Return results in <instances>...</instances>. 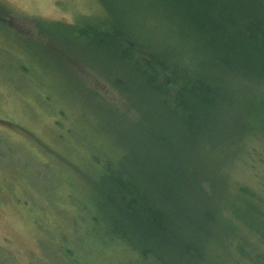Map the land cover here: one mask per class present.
<instances>
[{
	"label": "rangeland",
	"instance_id": "rangeland-1",
	"mask_svg": "<svg viewBox=\"0 0 264 264\" xmlns=\"http://www.w3.org/2000/svg\"><path fill=\"white\" fill-rule=\"evenodd\" d=\"M208 2L216 14L230 15V0ZM123 38L156 52L157 70L176 61L217 73L210 67L216 48L203 38L192 42L186 21H169L158 0H0V264H149L106 230L90 187L93 168L105 161L125 166L126 176L149 192L156 194L152 186L161 181L168 201H189L187 156L201 166V188L215 195L218 233L202 239L207 249L197 264H251L236 246L264 254L257 243L264 241V214L250 228L236 223L229 208L242 213L252 204L264 213V125L247 120L248 132L231 136L230 109L219 119L215 111L206 129L196 130L189 154L182 107L173 110L152 72L127 63L118 50L128 47ZM112 72L125 76L129 99L107 82ZM220 76L219 86L226 78ZM245 83L237 80L244 95ZM222 91L228 95L229 87ZM136 165L142 170L131 169ZM96 214L101 221L91 220ZM179 217L178 211L183 229L193 226Z\"/></svg>",
	"mask_w": 264,
	"mask_h": 264
},
{
	"label": "trees",
	"instance_id": "trees-1",
	"mask_svg": "<svg viewBox=\"0 0 264 264\" xmlns=\"http://www.w3.org/2000/svg\"><path fill=\"white\" fill-rule=\"evenodd\" d=\"M158 1L162 2L169 21H186L192 42L203 38L216 48L211 57L210 67L217 69V73L211 71L200 73V69L195 68L194 64L189 68L176 61L157 70L159 58L156 52L144 51L146 48H142L129 38L122 39L128 43V47L118 50L126 54L128 64L143 67L145 74L149 72L154 74L156 88L168 96L170 103L176 105L173 107L175 112L182 107L179 117L190 131L187 137L188 153H193L197 139L196 130H205V121L209 120L215 111L219 119L225 109H230L231 136L241 137L248 132L247 120L264 125V0H230L229 16L227 13L224 14V10L216 14L217 7L210 6L208 0ZM130 41L134 45L131 46ZM94 42L100 43L101 40ZM186 43L190 47V52L194 51L192 45ZM163 58L167 60L165 56ZM204 62L199 64V68ZM222 73H225L226 78L224 84L220 83L219 86L218 81ZM105 76L109 84L114 85L129 99L124 89L126 78L123 74L112 72L111 76ZM244 79L248 81L243 85L246 88L245 95L237 84V80ZM225 87H229L228 95L222 91ZM237 90H240L238 95ZM159 139L164 141L162 137ZM199 139L212 140L202 134ZM126 158L130 159V153L127 152ZM196 159L198 163L201 162L198 157ZM111 163L105 161L101 167L95 166L90 183L98 213L106 220V230L115 237L124 239L142 256L149 258V264L199 263L207 249L202 239L215 240L210 235L218 233V228L212 213V209L215 210L212 199L215 195H207L201 188V183L197 181L196 178L199 176L197 169L201 166L195 165V158L187 156V159H184L187 165H184L182 172L184 187L191 197L189 201L178 199L168 201V192L154 172L151 179L160 181L159 187L152 186L156 194L142 188L139 185L141 183L130 174L126 176L123 168L125 166L119 167L121 165ZM136 166L138 167H130L139 171L143 168ZM149 176L147 175V178ZM240 190L242 194L247 193L245 188ZM160 191L168 207L161 200ZM169 203H173L178 210H170ZM248 205L250 209L242 213L232 211L230 207V216L243 226L250 227L252 223L250 228H253L259 222L258 215L263 216L264 213H259L257 206ZM178 211L182 215L179 218L193 226L189 225L188 229L179 226ZM97 214L94 218V214L91 215L92 221L102 220ZM195 229L197 230L194 231ZM257 243L264 244V241L259 238ZM248 246L251 248L250 244ZM236 248V251L246 254L251 264H264L262 250H258L252 256L247 251L250 248L245 244H238ZM214 252L216 257L219 258L218 254L222 256L217 246Z\"/></svg>",
	"mask_w": 264,
	"mask_h": 264
}]
</instances>
